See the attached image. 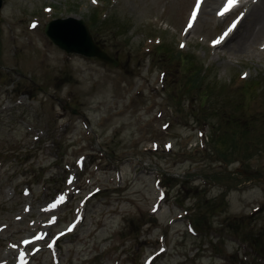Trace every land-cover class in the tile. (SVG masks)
I'll list each match as a JSON object with an SVG mask.
<instances>
[{
    "label": "rangeland",
    "instance_id": "obj_1",
    "mask_svg": "<svg viewBox=\"0 0 264 264\" xmlns=\"http://www.w3.org/2000/svg\"><path fill=\"white\" fill-rule=\"evenodd\" d=\"M224 1L3 0L0 264H264V30ZM68 16L119 66L53 44Z\"/></svg>",
    "mask_w": 264,
    "mask_h": 264
},
{
    "label": "water",
    "instance_id": "obj_2",
    "mask_svg": "<svg viewBox=\"0 0 264 264\" xmlns=\"http://www.w3.org/2000/svg\"><path fill=\"white\" fill-rule=\"evenodd\" d=\"M2 5L3 0H0V9ZM44 31L53 44L67 53L95 57L101 62L111 64L114 67L119 66L118 60L96 43L88 25L81 18L68 16L53 19L45 25ZM65 106H68V104L66 103ZM72 111L75 112L76 109Z\"/></svg>",
    "mask_w": 264,
    "mask_h": 264
},
{
    "label": "bare ground",
    "instance_id": "obj_3",
    "mask_svg": "<svg viewBox=\"0 0 264 264\" xmlns=\"http://www.w3.org/2000/svg\"><path fill=\"white\" fill-rule=\"evenodd\" d=\"M205 2H206V0H204V3H203V6H202V9H203V7H204V4H205ZM259 2V5H256V4H254L252 7H251V10H253L254 11V9H256V8H258L257 9V12L255 13V16H254V23L256 24V25H258L259 26V28H258V32H260V31H262V30H264V0H257L256 1V3H258ZM202 10H200V12H201ZM226 43H228V41L226 42ZM225 43V44H226ZM224 44V45H225ZM223 45V46H224ZM24 262H26V259L24 260Z\"/></svg>",
    "mask_w": 264,
    "mask_h": 264
},
{
    "label": "snow or ice",
    "instance_id": "obj_4",
    "mask_svg": "<svg viewBox=\"0 0 264 264\" xmlns=\"http://www.w3.org/2000/svg\"><path fill=\"white\" fill-rule=\"evenodd\" d=\"M200 2L201 0H196V8L193 10L192 12V15H191V18H190V21H189V27H191V22L192 20L195 19L196 17V14H197V10L199 9V6H200ZM235 4V0H227V4L225 5V7L221 10L220 13H218V15H223L225 12H227L229 10V8L231 6H233ZM35 25H33L34 27ZM235 27V22L233 23V25L229 28V31L232 30V28ZM225 36L227 35V33L224 34ZM220 41L217 40V41H214L213 43L216 44V43H219ZM184 45L181 44V47H183ZM37 239H39V237H37Z\"/></svg>",
    "mask_w": 264,
    "mask_h": 264
},
{
    "label": "trees",
    "instance_id": "obj_5",
    "mask_svg": "<svg viewBox=\"0 0 264 264\" xmlns=\"http://www.w3.org/2000/svg\"><path fill=\"white\" fill-rule=\"evenodd\" d=\"M94 14H96V13H94ZM158 46V45H157ZM179 57L181 58L182 56H181V54L179 55ZM181 61V63H182V66H183V64L184 63H186V61H184V60H180ZM184 66H185V64H184ZM186 70H189V67H187L186 66ZM189 72V71H188ZM246 79H244V80H242L243 82H244V86H246L247 84H249L250 86L251 85H253V81L252 80H250V81H245ZM202 100V99H201ZM227 120H228V122H235V121H237V117H235L233 114H229V116L227 117ZM205 121V120H204ZM216 143V142H215ZM234 148H236V147H234ZM247 155H245V156H243V157H246Z\"/></svg>",
    "mask_w": 264,
    "mask_h": 264
}]
</instances>
